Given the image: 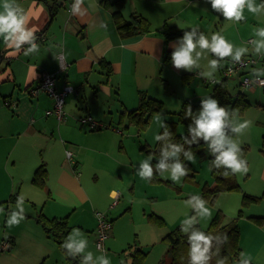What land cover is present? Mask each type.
Returning <instances> with one entry per match:
<instances>
[{"label": "crops", "instance_id": "1", "mask_svg": "<svg viewBox=\"0 0 264 264\" xmlns=\"http://www.w3.org/2000/svg\"><path fill=\"white\" fill-rule=\"evenodd\" d=\"M102 1L119 0H83L77 13L72 11L75 0H65L53 17L43 2L16 0L29 17L26 26L38 29L34 33L35 42L40 46L36 53L24 55V50L29 47L27 44L21 45L20 51L16 52L15 45L5 41L6 34L0 35V112L11 118L4 121L0 136L42 137L50 143L45 145L41 161L22 164L25 176L17 179L25 180L29 172L31 183L34 171L43 165L45 186L39 189L45 194V204L50 203L45 216L71 220L70 213H78L80 217L73 224L83 228V214L95 210L91 231L95 239L97 213H100L96 210L105 211L107 215L106 210L112 208V204L110 207L108 204L116 193L113 187L126 192V186H130V191L140 177L132 161H126L127 153L111 152L110 139H119L114 133L118 128L111 124L126 127L127 120L122 121L120 116L138 106L139 91L161 102L169 99L180 102L182 90H176L170 80L175 75L181 79L182 69L163 63L164 51H172L171 44L175 40L165 42L160 32L165 24L180 29L197 27L200 31L207 14L206 0H121L123 19L128 20L130 14L136 12L147 20L150 31L138 36H122L114 24L112 14L115 9L104 7ZM60 54L64 69L60 68ZM102 62L111 67L109 75ZM42 72L57 73L56 89L65 85L73 89L65 98L61 119L49 96L45 93L29 94V90L39 84ZM178 112H174L175 116ZM86 116L101 127L90 130L88 125L81 124L80 120ZM102 129L113 134H90ZM10 152L12 149L2 164L5 173L15 164ZM66 152L72 154V161ZM96 160H100L98 166L93 165ZM108 164L109 167H105ZM247 164L249 171L243 175L241 190L260 200L246 208H242L240 202L237 216L232 219L237 218L240 258L244 254L245 258H252V263L264 264V223L251 219L264 216V154L261 150L252 153ZM93 175L97 178L95 185L98 184L103 191L101 194L94 191ZM10 178L15 180L12 176ZM240 210L242 213L238 216ZM34 225L30 223L28 227L32 241L40 245L46 238L50 239L39 225ZM111 231L112 228L109 235ZM14 238L8 241L12 247L8 256L15 253Z\"/></svg>", "mask_w": 264, "mask_h": 264}, {"label": "rangeland", "instance_id": "2", "mask_svg": "<svg viewBox=\"0 0 264 264\" xmlns=\"http://www.w3.org/2000/svg\"><path fill=\"white\" fill-rule=\"evenodd\" d=\"M260 2L261 0H256V3L259 4ZM205 7L207 14L202 21L203 26L200 32H203L209 38L212 33L220 32L236 46H246L249 49L254 47L251 41L259 39L255 36V32L258 28L264 27V14L254 15L245 8V19L239 23H234L233 21L224 19L220 13L212 10L209 3L206 2ZM193 56L195 57V53H193ZM242 58L254 59L256 61L254 67H247L245 74H242L243 72L240 71L238 74L226 77L223 74V70L230 64V58H226L222 62L223 67L218 69L214 74V79L219 80L221 83L224 80L226 81L225 87L231 97L235 98L238 96V93H242L245 96V100L249 102V106L241 111L239 110L235 117L232 115L231 109H239L238 106L225 105L230 109L228 110V125L224 129L227 137L236 138L237 134L231 131V127L244 120L252 121L251 126L243 130L238 137L241 141L243 156L248 160L252 153H256V151L262 149V137L264 135V88L244 89L241 87V82L245 77L254 78L253 71L250 72V70L264 69V55H254L250 51ZM208 59H212L211 54L208 55ZM197 63L201 64V68L193 66L191 72L182 69L181 79L176 75L173 78L171 77L172 80L170 81L175 89L182 90L181 100L177 103L174 99H161L163 106L159 113L162 114L161 120H164V117H166L164 123L177 122V116H175L174 112H178L186 101L199 104L200 106L201 98L211 95L214 86L218 84L199 75L200 72L209 70L207 68V60H200ZM183 73L190 75L189 82L183 81ZM260 78L264 79V76ZM180 86L183 87L180 88ZM183 94L184 96H182ZM156 114H152L148 123L143 128L133 124L128 125L125 119L122 121H126V126L128 125V127L112 123V127L118 128L117 132H113L118 135L119 139H110L111 152L123 151L127 153L128 157L126 161H132L133 166L139 169L141 161L149 155L141 148L154 149L156 143L155 136L161 130V127H158L155 123ZM9 119H11L9 115L0 112V129H4V121ZM106 130L108 129H102L99 132L95 131L90 134H113L106 133ZM181 130L183 132V129ZM46 136L50 137V134H46ZM47 143L49 142L45 141L42 137L18 136V134H3L0 136V202L6 201L10 195L14 194L17 195L18 200L23 201L22 203H18L17 200L14 204L3 203L0 205V208L3 209L0 210V264H70L59 247L51 239L46 238L43 244L37 245L28 234L29 224L38 225L35 221L38 213L42 211V214L46 215L50 203L45 204V194L42 189L36 188L30 183L31 174L29 172L25 180L19 181L18 179H24L25 176L24 168L22 167L23 163L31 161L39 162L42 160ZM11 149L10 156L13 155L11 161L14 158L15 164L12 165V169L8 170V173H5L2 169V164L8 151ZM194 154L196 157L195 163L188 162L191 169L190 173L182 177L179 183H174L168 178L169 174L164 173L160 176L161 182L156 183L150 182L146 178L142 179L138 177L130 191H128L130 186H126V192H123L117 186L113 187L120 197L118 202L113 206L111 205L113 199L110 200L108 207L111 205L112 208L106 210V212L108 211L106 218L113 220L111 221V234L105 239L103 244V253L96 248V239L91 234L95 222V210L86 211L83 214L81 218L82 223L85 224L83 228H80L78 224H73L80 217V214L71 212L69 215L71 216V220L69 218L67 220L65 216L64 220L72 227L70 233H72L73 229H80L81 231L80 234L72 233L71 239L77 241L87 239L88 247L85 249V253L89 251L93 253L90 264H99L97 258L101 255H106L110 264H132V257L138 250L145 254L141 264L171 263V253L168 252V243L163 241L164 236L171 230L180 228L181 222L187 216L195 214L193 209L186 203L189 197L192 195L202 196V189L205 184L209 185L210 188L214 186L208 164V157L211 155L208 147L205 149L204 156L198 153ZM99 162L100 160H96L93 165L98 166ZM105 167H109V164L108 166L105 165ZM10 176L14 177L15 180L13 181ZM235 178L240 188H242L243 175L235 174ZM91 180L94 191L98 194L103 193L99 185H95L97 178L94 175L91 176ZM241 198L242 192L235 191L222 193L213 202L208 201L207 206L212 211L211 219L215 213L220 211L224 218L223 223L226 224L233 217L237 216ZM20 208H24L25 219L21 220L18 225L8 226L6 223L7 219L11 213L18 212ZM96 211L105 215V211L103 212L100 209ZM150 215L161 216L164 224L158 225L156 222L151 221ZM211 219H201L198 226L202 230H206ZM5 232L6 236H4ZM13 237H16L14 238L16 245L15 253L12 256H8L12 252V247L7 251L2 250L1 245L3 242L10 241ZM79 256L82 260L83 254H79ZM81 260L79 264H81Z\"/></svg>", "mask_w": 264, "mask_h": 264}, {"label": "clouds", "instance_id": "3", "mask_svg": "<svg viewBox=\"0 0 264 264\" xmlns=\"http://www.w3.org/2000/svg\"><path fill=\"white\" fill-rule=\"evenodd\" d=\"M211 5L212 10L220 13L224 19L239 23L245 19L244 10L254 15L264 14V0L258 4L256 0H206ZM83 0H75L72 5L73 13L79 12L80 5ZM0 35H4L5 41H11L15 45L16 52L20 51L21 45L27 44L29 47L24 50V55H29L39 51V45L35 42L37 37L34 33L38 31L36 28L27 27L29 17L24 8L16 3V0H0ZM198 33V36H197ZM255 36L259 39H254L251 43L254 45L252 49L246 46H236L230 42L220 32H214L210 38L203 32H200L197 27H193L190 31H185L182 37L175 40L171 44L173 49L170 55L172 66L177 69H184L191 72L193 66L201 68V64L197 61L207 60L208 71L200 72L199 75L212 80L214 83H220L214 79V74L218 69L223 67L226 58H230V63L234 66L242 64V57L246 56L250 51L254 55H264V27L258 28ZM195 38V39H194ZM195 53V57L193 56ZM214 56V59H208V55ZM253 75L256 80L264 76V69H254ZM264 85V81H259ZM218 100L212 96H205L200 100V108L194 113L191 105L185 107V117L191 118V123L188 125V132L191 139L185 136L181 137L184 144L189 146L185 151L184 145L180 143H169L161 146L159 163L155 165L157 174L163 175L168 173L174 183H179L182 177L187 176L189 169L183 161H180L178 154L183 152L185 160L190 163H195V154L191 150V145L198 144V138L202 139L207 145L210 154L214 157L211 161L210 171L212 168H224L223 175L225 177L232 174L244 175L249 171L247 160L243 156L241 141L238 139L239 134L243 130L251 126L252 121L244 120L234 124L231 131L237 134L236 138H229L225 135L224 129L228 125L229 107H218ZM239 109H231L232 115L235 117ZM161 113L155 116V123L158 127H164L165 131L162 135L155 136L156 140H161L166 136H173L169 133V126L165 125L164 120H161ZM194 125V126H193ZM169 157L174 158L171 164L167 163ZM154 158L152 153L140 163L138 174L142 179L152 178L153 166L149 161ZM230 170V171H229ZM23 201L18 200V203ZM194 211V215L187 216L180 226V230L187 237L188 245V260L189 264H229V258L221 255V248L228 242L226 234L206 233L198 225L201 219L210 220L212 211L207 206L208 201L203 199L201 195H192L186 202ZM0 210H3L0 208ZM25 219L24 208H20L18 212L11 213L6 223L8 226L18 225L21 220ZM191 229V231H189ZM72 233L80 234V229H73ZM72 233L66 238L63 248H66L75 259L78 254H83L81 264H90L93 253L86 252L88 247L87 239L74 240L71 239ZM215 242V243H214ZM215 258V259H214ZM99 264H110L106 255H101L98 258ZM252 258L244 257L241 254L237 264H251Z\"/></svg>", "mask_w": 264, "mask_h": 264}, {"label": "trees", "instance_id": "4", "mask_svg": "<svg viewBox=\"0 0 264 264\" xmlns=\"http://www.w3.org/2000/svg\"><path fill=\"white\" fill-rule=\"evenodd\" d=\"M38 2H43L50 12V16L53 17L60 7L57 5L58 0H35ZM102 5L106 8H114L115 11L113 12V20L114 24L118 30V32L122 36H138L143 34H148L149 25L146 19L140 16L138 13L133 12L130 14L129 19L125 20L122 17V1H102ZM191 29H180L176 26H170L165 24L160 32L165 42H169L172 40H176L179 37H182L185 31H190ZM198 36V33H197ZM195 39V38H194ZM170 50L164 51L163 56V63L166 66L171 65V55ZM212 59L215 57L212 56ZM102 67L106 69V73L109 75L111 73V67L108 65L107 62H102ZM190 77L189 74H182V79L184 82H188V78ZM225 80L220 84H216L212 90L210 96L216 98L220 105L218 107H223L225 105H233L238 106L239 110H243L249 106V102L245 100V96L242 93H238V96L235 98L231 97L225 87ZM264 88V87H263ZM264 91V89H263ZM191 105V108L194 113L198 114V110L200 108L199 104H194L189 101H186L182 104L181 109L176 114L177 122H165V125L169 126V133H172L173 136L169 135L164 137L161 140H156L154 149H144L147 154L152 153L154 158L150 160L149 164L153 166V176L152 178H147L148 181L156 183L161 182L159 174H157V168L155 165L159 163L160 158V149L161 146L169 144V143H180L184 145L185 151L188 150L189 146L184 144L181 137L185 136L187 139H191V136L188 132V125L192 122L191 118L185 117V107ZM163 103L153 97L148 96L145 92L139 91V102L138 106L135 109L124 111L120 119H126L129 124H133L137 127L143 128L147 123L152 114L159 113L162 110ZM128 125L126 127H128ZM194 126V125H193ZM183 129V132L182 130ZM165 131L164 127H161L158 135H162ZM198 144L191 145V150L194 153H198L199 155H205V149L208 145L200 138L197 140ZM262 154H264V135L262 137ZM178 158L180 161H183L185 165L190 169L188 161L185 160L183 152L178 154ZM172 157H169L166 161L167 163L171 164L173 162ZM214 159L212 155L208 157V164L209 167L211 166V161ZM225 169H211V175L213 177L214 186L210 188L209 185L205 184L202 189V197L203 199L213 202L218 195L222 193H229L240 191L242 192L240 185L238 184L235 174L229 175L225 177L223 175ZM230 171V170H229ZM191 175V174H190ZM45 179H46V171L43 165H40L33 174L31 184L36 188H44L45 186ZM18 200L16 194L11 195L9 199L3 203H12L14 204ZM260 198L249 195L247 193L242 192L241 198V206L242 208H246L251 204L257 203ZM3 203H0L3 204ZM242 210L238 212V216H240ZM151 221L156 222L158 225H163L164 221L161 217L156 215L149 216ZM223 216L220 211L215 213L214 217L211 219L208 228L205 231L206 233L212 234H226L228 236V242L223 245L221 248V255L226 256L229 258V264H237L240 260V246H239V229L237 225V218L232 219L231 221L227 222L226 224L223 223ZM256 223H264V216H254L251 218ZM36 223L42 228L45 235L50 238L62 251L67 261L70 264H79L81 257L79 254L76 256L75 259L72 258L71 253L68 252L66 248H63L62 245L64 244L66 238L70 234V226L67 224V221L64 219H56V218H48L42 212H39L36 219ZM198 225H193V227H197ZM199 227V226H198ZM191 231V229L189 230ZM163 241L168 243L169 249L168 252L171 253V263L170 264H189L188 260V245H187V237L184 233L181 232L180 228H176L168 232ZM215 243V242H214ZM145 254L141 251H137L136 254L132 257V264H141ZM215 259V258H214ZM159 264H162L160 262ZM214 264V260L212 262ZM251 264H254L251 262Z\"/></svg>", "mask_w": 264, "mask_h": 264}, {"label": "built area", "instance_id": "5", "mask_svg": "<svg viewBox=\"0 0 264 264\" xmlns=\"http://www.w3.org/2000/svg\"><path fill=\"white\" fill-rule=\"evenodd\" d=\"M62 55L59 56L60 61V68L64 69L65 67L62 64ZM243 63L242 64H236L232 65L231 63L225 67L223 70V74L226 77H230L234 74H238V72L242 71V74H245V69L247 67H254L256 61L251 58H242ZM56 81H57V73H49V72H42L40 74V82L39 84L31 88L29 90V94L32 96H36L39 93H45L47 96H49L53 102L54 106L57 112V116L59 119L63 117V111L62 107L65 102V98L73 91L72 87L69 85H65L62 89H56ZM205 81V80H204ZM259 81H264V79L259 78V80H256L255 77L253 79L245 77L243 81L241 82V87L244 89L253 88V87H264V85H261ZM214 83V82H213ZM81 124L88 125L90 130H96L101 127V124H98L95 122L90 116H86L85 118H82L80 120ZM66 155L68 159H72V154L70 152H66ZM72 161V160H71ZM119 194L115 193L112 197V206L115 205L119 200ZM111 221L106 218V215L102 213H97V234H96V248L104 252V241L108 238L109 232L111 230ZM2 250H10L11 245L8 242H3L1 245ZM1 250V251H2Z\"/></svg>", "mask_w": 264, "mask_h": 264}, {"label": "water", "instance_id": "6", "mask_svg": "<svg viewBox=\"0 0 264 264\" xmlns=\"http://www.w3.org/2000/svg\"><path fill=\"white\" fill-rule=\"evenodd\" d=\"M64 1H65V0H59V1L57 2V5H58V6L63 5Z\"/></svg>", "mask_w": 264, "mask_h": 264}]
</instances>
